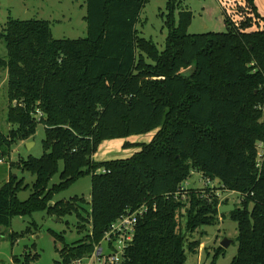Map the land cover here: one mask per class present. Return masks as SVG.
Returning a JSON list of instances; mask_svg holds the SVG:
<instances>
[{
	"label": "trees",
	"instance_id": "16d2710c",
	"mask_svg": "<svg viewBox=\"0 0 264 264\" xmlns=\"http://www.w3.org/2000/svg\"><path fill=\"white\" fill-rule=\"evenodd\" d=\"M148 1L85 0L86 36L75 39L54 38L44 19L8 17L4 23L0 68L7 72L12 128L0 132V147L10 151L42 123L44 152L18 160L19 170L34 176L31 187L12 175L0 186V225L37 211L75 214L80 227H90L82 237L67 243L49 229L62 243L54 264H70L89 255L126 209L144 205L119 264H185L179 214L194 232L214 224L226 204L208 194L212 183L181 190L199 173L240 196V206L229 212L238 231L230 264H264V153L257 161V143L264 144V31L249 30L259 17L254 2L245 0L249 13L239 22L223 14V32L189 33L192 13L181 0H166L167 33L159 50L136 29ZM147 132H154L151 140L135 143L139 150L129 157L92 159L104 140ZM56 173L59 181L49 185ZM84 176L90 177L89 200L74 195L49 206ZM28 187V198L19 200L17 192ZM10 236L13 242L19 234ZM35 258L24 254L13 262Z\"/></svg>",
	"mask_w": 264,
	"mask_h": 264
},
{
	"label": "rangeland",
	"instance_id": "374dc122",
	"mask_svg": "<svg viewBox=\"0 0 264 264\" xmlns=\"http://www.w3.org/2000/svg\"><path fill=\"white\" fill-rule=\"evenodd\" d=\"M245 0H181V8H188L192 13V20L187 29L189 33H201L206 31L223 32L225 24L223 14L229 15L234 21L239 22L240 17L249 11L245 10ZM259 15L257 23L252 24L249 30L264 31V0H253ZM221 3V4H220ZM220 4V5H219ZM224 4H227L224 6ZM166 0H149L142 9L136 29L140 36L151 39L159 50L164 47L167 33L164 27ZM228 6V7H227ZM85 0H0V30L8 17L16 19H44L50 22L51 33L54 38H80L86 36ZM238 15V16H237ZM178 19V10L175 12V20ZM6 50L0 40V58L5 57ZM191 69L186 73L190 74ZM7 112V72L0 68V132L7 133L12 126L6 121ZM154 132L136 134L122 139H111L98 148L94 159L104 161L116 158H126L139 150L135 143H147ZM44 138V125L38 123L36 131L28 140L20 141L12 146L10 151L0 147V186L12 175L23 179V183L31 187L34 176L22 172L18 167L19 158L28 155L39 157L43 154L42 140ZM28 142V143H24ZM125 143H132L124 145ZM61 168V164L59 165ZM59 181L56 173L49 181V185ZM204 181L199 173H192L183 185L186 188H202ZM212 189L208 193L215 194L218 202L240 206L238 193L218 188L217 181L212 182ZM21 189L17 192L19 200L28 198L31 189ZM77 195L90 199V177L84 176L72 183L67 189L56 193L50 201L69 199ZM223 205V204H222ZM251 206V205H250ZM85 211L89 209L84 205ZM83 217L86 213L80 210ZM183 212V211H182ZM180 232L185 240V264H210L217 250L223 249L222 254L215 258V264H230L237 251V223L229 216V212L218 214L216 222L211 225H201L194 232H188L185 228L183 213L178 217ZM81 221L75 214L56 217L46 211H37L31 215L14 216L9 226L0 225V264H15L13 257L22 258L24 254L36 256L28 264H54L58 260L57 249L62 246L59 240L49 232V229L61 233L67 243L82 237L90 228L80 227ZM33 223V224H32ZM28 229H30L28 231ZM12 233H18L19 237L11 239ZM21 233H23L21 235ZM230 240L227 247H221L223 239ZM193 241L197 244L191 245Z\"/></svg>",
	"mask_w": 264,
	"mask_h": 264
},
{
	"label": "built area",
	"instance_id": "2783aa9c",
	"mask_svg": "<svg viewBox=\"0 0 264 264\" xmlns=\"http://www.w3.org/2000/svg\"><path fill=\"white\" fill-rule=\"evenodd\" d=\"M38 116L41 114L38 112ZM258 162L264 153V144L258 142ZM210 184L204 181V186ZM212 186V184H211ZM187 189L184 185L181 190ZM185 193V192H184ZM147 208L142 205L135 210L126 209L108 229L104 232L101 241L94 247L93 251L86 256L76 258L70 264H119L125 257V253L133 240L136 225L140 216Z\"/></svg>",
	"mask_w": 264,
	"mask_h": 264
},
{
	"label": "water",
	"instance_id": "95a60500",
	"mask_svg": "<svg viewBox=\"0 0 264 264\" xmlns=\"http://www.w3.org/2000/svg\"><path fill=\"white\" fill-rule=\"evenodd\" d=\"M234 210V205H229V204H223V205H220L219 208H218V213L219 215L220 214H223L224 212H230V211H233ZM230 244V240L228 239H223L220 243L221 247H227L228 245Z\"/></svg>",
	"mask_w": 264,
	"mask_h": 264
},
{
	"label": "crops",
	"instance_id": "0c3cea01",
	"mask_svg": "<svg viewBox=\"0 0 264 264\" xmlns=\"http://www.w3.org/2000/svg\"><path fill=\"white\" fill-rule=\"evenodd\" d=\"M220 4H221V3H220ZM220 4H219V5H220ZM122 139H124V138H122ZM106 141H107V140L102 141V142L100 143V145L98 146V148L103 144V142L105 143ZM24 143L26 144V143H28V142H24ZM28 144H29V143H28ZM97 150H98V149H97ZM94 155H95V154H94ZM94 155L92 156V159H93V160H95V159H94ZM95 161H97V160H95Z\"/></svg>",
	"mask_w": 264,
	"mask_h": 264
}]
</instances>
